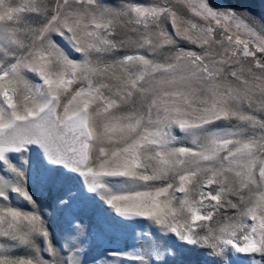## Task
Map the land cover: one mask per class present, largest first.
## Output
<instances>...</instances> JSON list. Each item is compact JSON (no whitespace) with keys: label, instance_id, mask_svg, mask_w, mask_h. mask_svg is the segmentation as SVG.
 Here are the masks:
<instances>
[{"label":"snow or ice","instance_id":"snow-or-ice-1","mask_svg":"<svg viewBox=\"0 0 264 264\" xmlns=\"http://www.w3.org/2000/svg\"><path fill=\"white\" fill-rule=\"evenodd\" d=\"M0 264H264V14L0 0Z\"/></svg>","mask_w":264,"mask_h":264},{"label":"rangeland","instance_id":"rangeland-1","mask_svg":"<svg viewBox=\"0 0 264 264\" xmlns=\"http://www.w3.org/2000/svg\"><path fill=\"white\" fill-rule=\"evenodd\" d=\"M244 7H248L256 15L264 14V0H236Z\"/></svg>","mask_w":264,"mask_h":264}]
</instances>
